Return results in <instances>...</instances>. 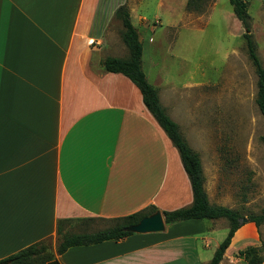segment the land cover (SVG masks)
I'll use <instances>...</instances> for the list:
<instances>
[{"label": "crops", "instance_id": "obj_1", "mask_svg": "<svg viewBox=\"0 0 264 264\" xmlns=\"http://www.w3.org/2000/svg\"><path fill=\"white\" fill-rule=\"evenodd\" d=\"M179 1L156 7L174 11ZM144 2L0 0V261L55 240L59 221L192 203L179 154L139 90L103 69L128 54L114 39L117 9L130 16ZM221 222L164 223L161 232L54 250L48 264H208L228 231ZM260 245L255 225L242 223L219 264H246L238 253Z\"/></svg>", "mask_w": 264, "mask_h": 264}, {"label": "rangeland", "instance_id": "obj_2", "mask_svg": "<svg viewBox=\"0 0 264 264\" xmlns=\"http://www.w3.org/2000/svg\"><path fill=\"white\" fill-rule=\"evenodd\" d=\"M243 1L264 69V0ZM156 2L145 0L130 15L141 39L147 80L158 88L165 112L197 154L209 203L243 218L260 214L264 118L255 104L257 78L247 57L243 28L228 0H196L198 10H188L187 0L182 6L179 1L174 11L156 7ZM138 16L144 20L139 22ZM113 27L114 39L120 40L122 26L116 16ZM114 224L96 218L68 220L61 232L93 233ZM256 229L264 244V223ZM58 241L59 237L44 243L54 252Z\"/></svg>", "mask_w": 264, "mask_h": 264}, {"label": "trees", "instance_id": "obj_3", "mask_svg": "<svg viewBox=\"0 0 264 264\" xmlns=\"http://www.w3.org/2000/svg\"><path fill=\"white\" fill-rule=\"evenodd\" d=\"M196 0H187L188 10H198ZM235 18L243 28L242 38L244 40L247 57L254 68L257 78L255 104L261 116L264 118V69L257 55L256 43L250 33V15L247 10V3L243 0H228ZM192 7V8H191ZM116 18L122 26L121 40L127 49L126 58L108 57L103 61V69L106 72L122 74L128 78L139 90L142 102L150 112L159 127L163 130L172 145L176 148L182 167L189 179L192 191V203L188 207L179 208L172 211H163L161 214L165 224L189 220H216L225 219L228 231L225 238L220 242L213 253L208 264H219L224 251L230 244L234 232L241 226L243 218L238 212L224 206L212 205L209 203L207 194L203 186V176L199 158L194 153L185 140L182 138L177 124L171 120L161 106L157 90L146 79L142 70V44L139 40L137 29L131 23L129 12L125 6H121L115 13ZM264 145V135L260 138ZM156 212V208L148 207L137 213L110 219L115 224L111 227L93 233H72L61 232L62 224L66 221H59L57 225V236L59 241L55 248L57 255L63 254L68 248L75 246H88L101 243L106 240H119L128 235L124 228L138 223L142 218ZM247 222L253 223L259 228L264 223V210L257 215H249ZM246 264L264 263V244L257 247H249L238 253ZM53 254L44 242L29 245L15 254L7 257L1 262L10 260V264H48L53 260Z\"/></svg>", "mask_w": 264, "mask_h": 264}, {"label": "water", "instance_id": "obj_4", "mask_svg": "<svg viewBox=\"0 0 264 264\" xmlns=\"http://www.w3.org/2000/svg\"><path fill=\"white\" fill-rule=\"evenodd\" d=\"M243 222H247L246 218L242 219ZM164 229V219L159 211L154 212L142 218L138 223L130 225L124 228L125 232L132 234H146L161 232ZM10 260L1 262L0 264H10Z\"/></svg>", "mask_w": 264, "mask_h": 264}]
</instances>
